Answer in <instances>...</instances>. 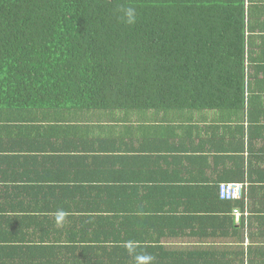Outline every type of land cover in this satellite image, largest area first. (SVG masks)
Segmentation results:
<instances>
[{"label":"trees","instance_id":"1","mask_svg":"<svg viewBox=\"0 0 264 264\" xmlns=\"http://www.w3.org/2000/svg\"><path fill=\"white\" fill-rule=\"evenodd\" d=\"M127 7L136 10L133 25L122 19L120 9ZM263 103L264 0H0V105L15 107L27 126H38L27 152L47 140L64 117L76 124L84 115L122 111L138 119L141 137L127 142L112 134L82 138L76 133L74 194L83 199H76V210L104 214L89 219L100 227L81 233L84 245L75 249L89 264H136L128 242L136 254L150 248L158 260L163 253L172 256L159 244L162 235L147 246L149 229H156L152 217L159 219L151 186L159 184L152 182L158 175L153 170L161 165L144 169L145 163L140 170L136 163L149 149L148 117L187 120L213 111L215 122L226 120L222 138L233 129L241 147L232 159L241 162L207 182L199 195L207 212L214 204L215 212L248 211L247 194L240 201L222 200L219 186L264 184V169L253 167L251 159L254 171H247L242 156L244 131L264 134ZM104 122L107 128L105 117ZM5 161L13 170L19 158L0 157L2 177ZM40 161L27 156L22 163ZM20 174L19 182L30 183L31 172ZM139 184L144 185L140 199ZM194 199L200 201L197 193ZM170 205L178 210L176 203Z\"/></svg>","mask_w":264,"mask_h":264},{"label":"crops","instance_id":"2","mask_svg":"<svg viewBox=\"0 0 264 264\" xmlns=\"http://www.w3.org/2000/svg\"><path fill=\"white\" fill-rule=\"evenodd\" d=\"M215 115L211 111L195 113L187 120L178 116L157 117V122L152 121V117L146 119L149 149L141 154L144 161L137 159L136 163L140 170L145 163L144 169L153 166V162L161 164L153 170L158 175L152 182L159 184L151 186L155 188L152 205L160 210L156 214L159 219L152 217L156 229H149L147 246L162 235L159 244L172 255L163 253L161 259L155 257L153 264H173L174 261L179 264H264L263 182L247 183L244 209L248 211L241 212L239 217L233 211L215 212L219 211L217 204L209 206L212 211L207 212L199 195L207 182H213L241 162L239 158L232 159L239 155L236 150L241 147L233 129L225 131L227 135L222 138V127L227 121L215 122ZM20 116L15 107L0 105V157L19 158L13 170L11 162L5 161L6 175H0L7 182L0 180V264H89L87 255L75 249L84 245L81 233L95 232L100 227L99 222L96 225L89 219L104 214L76 210V199L83 203V199L74 194L78 172L73 166L76 155L72 146L76 145V133L82 138L112 134L127 142V138L141 137L135 129L138 119L122 111L109 112L103 117L84 115L76 119V124L73 119L64 117L55 129H50L47 140L27 152L31 147L27 143L36 138L39 130L38 126H27V121ZM104 117L109 121L107 128ZM244 133L242 156L246 170H253L249 165L251 159L253 167L264 169V154L260 153L264 152V134L252 131L248 136L246 131ZM156 146L158 152H155ZM258 155L260 158L254 159ZM27 156L41 161L28 166L22 163ZM27 170L31 172L30 183L19 182L20 172ZM14 172L16 175H12ZM141 185L144 186H138V199L144 194ZM194 193L200 201L194 199ZM170 203H176V212L171 211ZM59 209L69 213L61 228L56 226L53 215ZM149 249L147 254L151 255Z\"/></svg>","mask_w":264,"mask_h":264},{"label":"clouds","instance_id":"3","mask_svg":"<svg viewBox=\"0 0 264 264\" xmlns=\"http://www.w3.org/2000/svg\"><path fill=\"white\" fill-rule=\"evenodd\" d=\"M120 11L123 13L122 19L126 24L133 25L136 22V10L134 8H122ZM53 215L55 217L56 226L61 228L65 225L69 213L63 209H59ZM127 248L129 253L134 255L136 264H153L155 257L149 254H136L133 242H128Z\"/></svg>","mask_w":264,"mask_h":264},{"label":"built area","instance_id":"4","mask_svg":"<svg viewBox=\"0 0 264 264\" xmlns=\"http://www.w3.org/2000/svg\"><path fill=\"white\" fill-rule=\"evenodd\" d=\"M247 183H221L219 186V195L222 200L240 201L247 193ZM233 213L236 217L241 216V210L234 208Z\"/></svg>","mask_w":264,"mask_h":264}]
</instances>
